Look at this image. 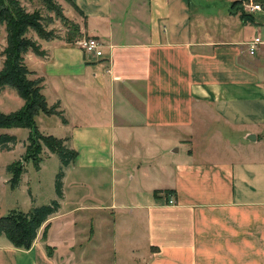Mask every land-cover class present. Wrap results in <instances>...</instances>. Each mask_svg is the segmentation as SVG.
<instances>
[{
  "label": "crops",
  "instance_id": "0c3cea01",
  "mask_svg": "<svg viewBox=\"0 0 264 264\" xmlns=\"http://www.w3.org/2000/svg\"><path fill=\"white\" fill-rule=\"evenodd\" d=\"M243 1L67 0L101 54L53 38L23 61L59 112L37 130L75 157L44 236L0 234V264H264V9Z\"/></svg>",
  "mask_w": 264,
  "mask_h": 264
},
{
  "label": "trees",
  "instance_id": "16d2710c",
  "mask_svg": "<svg viewBox=\"0 0 264 264\" xmlns=\"http://www.w3.org/2000/svg\"><path fill=\"white\" fill-rule=\"evenodd\" d=\"M22 1L0 0V31L2 29L4 33V45L0 51L2 56L0 90L5 86L10 87L23 101L22 105L12 112H0V129L11 127L28 129L27 143L20 159L30 160L33 167H38L41 159L39 155L43 147L56 154L60 163L54 176L55 199H51L46 204L31 205L26 211L12 209L0 215V234L4 235L14 247L26 249L30 246L39 227L56 211L57 198L61 197L63 168L72 162L75 152L64 144V138L43 135L35 126L34 118L38 113L59 115V112L55 110V105L46 104L41 93V79L31 78V71L24 64L23 54L27 51L36 55L43 54V51L39 49V44L27 36V32L32 31L38 38L44 40L53 39V35L51 30L46 29V25L51 22V17L43 14L39 8L26 10ZM39 1L42 9L52 12L55 16H59L62 22H66L61 15L59 5L54 0ZM239 16L241 19L252 21V15L242 10H239ZM71 24L70 30L79 35L78 26ZM75 40L68 37L65 41ZM15 143L14 135L0 132V150L7 151ZM22 170V163L19 160L12 161L5 166V171L9 174L7 182L10 188L17 186ZM47 227L48 222L43 225L41 235L44 236Z\"/></svg>",
  "mask_w": 264,
  "mask_h": 264
},
{
  "label": "rangeland",
  "instance_id": "374dc122",
  "mask_svg": "<svg viewBox=\"0 0 264 264\" xmlns=\"http://www.w3.org/2000/svg\"><path fill=\"white\" fill-rule=\"evenodd\" d=\"M56 4L59 5L61 9V15L66 19V22H62L59 16H55L52 12L45 11L41 7V3L39 0H30V1H22L23 6L26 10L31 11L32 9L39 8L43 14L46 16L51 17V22L46 25L47 30H51L53 38L56 41L62 40L65 41L66 38L76 39L75 41L81 40L83 35L80 36L77 32L70 30L72 24H76L78 26L79 31V23L80 22L75 9L67 2V0H54ZM255 1V0H254ZM253 0L250 1H243V4L254 2ZM258 1V0H257ZM260 28L262 29L259 31V34L264 37V25L261 24ZM4 33L1 29L0 31V51L4 45ZM27 36L31 37L32 39L42 40L36 36V34L32 31L27 32ZM54 39V40H55ZM43 41V40H42ZM2 61V56L0 54V64ZM2 89H8L12 91V96L4 97V94H0V112L7 113L10 111H14L18 108V101L20 100L14 90L10 87L5 86ZM1 89V90H2ZM0 90V91H1ZM14 98V99H13ZM52 119L49 117L46 119L45 117L38 119V125L40 129L44 128L45 123L49 122ZM6 131V129H0V132ZM12 131L15 133L16 137H26L28 134L27 129L25 128H13ZM59 131L57 129H51V134L58 136ZM23 137V138H24ZM27 142L25 141V144ZM3 151V150H0ZM44 154H47V151H44ZM43 153L40 154L42 157V162L40 164V169L35 170L32 166L30 160L26 161L25 166V173L23 175L22 181L20 182L19 186L15 188H10L7 182H3V177H8L9 174L5 171V165L12 161L16 157V152L12 153H3L0 155V215L6 214L8 211L12 209H17L21 211H26L29 208V197H28V189L30 188L31 193L35 197L36 204H46L51 199L55 198L54 192V176L58 169L59 159L56 154L50 153L49 156H45ZM29 187V188H28ZM56 232V231H55ZM57 233V232H56Z\"/></svg>",
  "mask_w": 264,
  "mask_h": 264
},
{
  "label": "built area",
  "instance_id": "2783aa9c",
  "mask_svg": "<svg viewBox=\"0 0 264 264\" xmlns=\"http://www.w3.org/2000/svg\"><path fill=\"white\" fill-rule=\"evenodd\" d=\"M243 7L247 12L262 11L264 9V2H250L243 4ZM77 44L81 48L85 56H99L101 54V45L95 38H82L81 40L77 41ZM259 44H264V41H262L258 36L253 37L250 41L247 42V53L249 55L254 54ZM168 202L171 203L172 200L170 199L168 200Z\"/></svg>",
  "mask_w": 264,
  "mask_h": 264
}]
</instances>
